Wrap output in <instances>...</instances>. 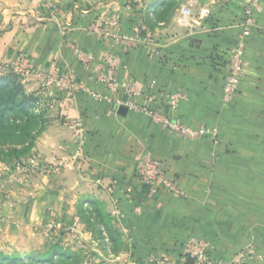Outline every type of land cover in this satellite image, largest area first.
<instances>
[{"label": "crops", "instance_id": "0c3cea01", "mask_svg": "<svg viewBox=\"0 0 264 264\" xmlns=\"http://www.w3.org/2000/svg\"><path fill=\"white\" fill-rule=\"evenodd\" d=\"M8 1L4 12L14 25L5 37L16 53L29 58L35 72L71 75L80 87L60 88L59 114L33 151L48 163L67 160L81 136V199L115 206L112 218L122 228L119 264H184L182 244L189 237L210 243L212 264H230L248 244L257 256L245 264H264V0L245 46L240 93L231 103L223 100L222 85L244 0H177L171 7L169 0H143L142 21L115 0ZM166 8L168 16L157 15ZM95 23L102 30L93 34ZM116 30L140 39L139 46L119 42ZM107 54L119 83L185 94L174 118L215 130L217 143L208 137L187 142L118 104L96 78ZM147 158L169 172L187 197H149L136 178ZM62 171L30 200L31 220L39 217L33 208L53 202L54 188L63 194L78 184L77 169Z\"/></svg>", "mask_w": 264, "mask_h": 264}, {"label": "rangeland", "instance_id": "374dc122", "mask_svg": "<svg viewBox=\"0 0 264 264\" xmlns=\"http://www.w3.org/2000/svg\"><path fill=\"white\" fill-rule=\"evenodd\" d=\"M176 2L169 0L165 5L171 7ZM115 3L125 9L130 18L143 20V10L147 5L143 0H115ZM8 5V0H0V77L11 76L27 94L39 99L37 112L46 110V124L28 152H6L4 159L0 160V264H119L115 257L122 247L121 242L119 246L106 236L108 231L104 230L106 224L116 232L122 230L117 220L113 221L112 218L116 215L112 214L116 210L115 206L110 208L101 202L92 204L81 199V136L75 137L67 160L48 163L33 151L49 121L59 114L57 101L63 95L60 81L66 75L59 77L43 71L35 72L29 58L16 53L13 43H9L5 37L13 31L9 25H14L9 21L11 14L4 12ZM146 8L154 9L150 5ZM163 10L157 15L168 16L163 14ZM114 20L118 25L120 19ZM140 23H136L139 28L142 27ZM115 32L112 34L117 38L128 37L121 35L119 30ZM114 98L120 104L126 103L123 91ZM54 168H58V171H54ZM63 169H77L79 173H75V181L78 184L66 188L63 194L61 189L54 188L53 192L57 196H54L53 202L39 205V209L33 208L32 212L39 217L31 220L27 215L30 200L35 199L38 192L45 188L46 179L61 176L64 174ZM51 193L48 190L47 194ZM95 207H99L101 217L112 218V222L93 220ZM189 238L184 240L183 250Z\"/></svg>", "mask_w": 264, "mask_h": 264}, {"label": "built area", "instance_id": "2783aa9c", "mask_svg": "<svg viewBox=\"0 0 264 264\" xmlns=\"http://www.w3.org/2000/svg\"><path fill=\"white\" fill-rule=\"evenodd\" d=\"M261 11V0H244L242 19L238 25L239 33L236 36V42L228 50L226 74L222 85V98L227 103L235 101L239 96L240 85L245 75V46L248 38L256 28V14ZM182 12L186 17L191 16L189 9H184ZM104 23L105 21L102 22V24ZM101 30L97 23L89 27V32L93 34ZM116 39L119 42H127L130 49L137 48L140 43V39L133 40L130 37ZM74 52L80 59L84 60L77 49H74ZM113 61L112 54H107L104 57L103 65L96 67V78L108 92L109 96L114 98L120 91H123L126 103L122 105H126L131 110L146 115L153 123L158 124L182 140L193 142L208 137L214 143H217V132L215 130L186 126L174 118L179 105L186 100L185 94L161 90L155 91L153 86L146 87L142 90V85L138 82L128 81L119 83L116 73L111 68ZM60 83L61 86L80 89L74 77L71 75H67ZM140 98L142 100L141 104L138 103V99ZM117 103L120 104L119 102ZM165 109L168 110V114L165 112ZM53 170L58 171V168H54ZM136 178L141 188L149 197L162 192L176 198L184 199L187 197L185 191L178 186L169 172L160 168L158 165L152 164L148 158L139 164ZM211 251L212 246L209 242L204 239L191 237L184 243L183 262L184 264H187V262L190 264H212L209 256ZM256 256L252 244H248L232 258L230 264H245Z\"/></svg>", "mask_w": 264, "mask_h": 264}, {"label": "trees", "instance_id": "16d2710c", "mask_svg": "<svg viewBox=\"0 0 264 264\" xmlns=\"http://www.w3.org/2000/svg\"><path fill=\"white\" fill-rule=\"evenodd\" d=\"M38 107L39 99L27 94L11 76L0 77V160L4 159L6 152L26 153L33 147L36 136L43 131L46 124V110L37 112ZM93 212V220L111 222L107 216H100L99 207H95ZM105 229L108 231L106 236L120 246L118 233L108 224Z\"/></svg>", "mask_w": 264, "mask_h": 264}]
</instances>
